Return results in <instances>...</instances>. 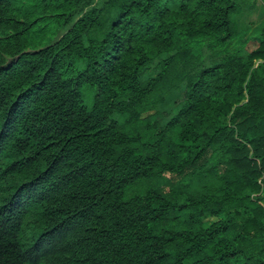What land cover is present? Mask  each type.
Instances as JSON below:
<instances>
[{"label":"trees","instance_id":"1","mask_svg":"<svg viewBox=\"0 0 264 264\" xmlns=\"http://www.w3.org/2000/svg\"><path fill=\"white\" fill-rule=\"evenodd\" d=\"M240 12L0 0V264H264V33L249 52Z\"/></svg>","mask_w":264,"mask_h":264},{"label":"rangeland","instance_id":"2","mask_svg":"<svg viewBox=\"0 0 264 264\" xmlns=\"http://www.w3.org/2000/svg\"><path fill=\"white\" fill-rule=\"evenodd\" d=\"M241 12L235 17L238 31L243 33L249 52L261 47V39L264 33V1L263 0H239ZM261 61L257 62V65Z\"/></svg>","mask_w":264,"mask_h":264}]
</instances>
